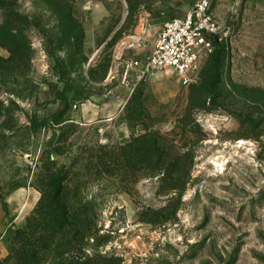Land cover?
Wrapping results in <instances>:
<instances>
[{
	"label": "rangeland",
	"instance_id": "1",
	"mask_svg": "<svg viewBox=\"0 0 264 264\" xmlns=\"http://www.w3.org/2000/svg\"><path fill=\"white\" fill-rule=\"evenodd\" d=\"M263 2L185 82L135 62L194 0H0V264H264Z\"/></svg>",
	"mask_w": 264,
	"mask_h": 264
},
{
	"label": "built area",
	"instance_id": "2",
	"mask_svg": "<svg viewBox=\"0 0 264 264\" xmlns=\"http://www.w3.org/2000/svg\"><path fill=\"white\" fill-rule=\"evenodd\" d=\"M213 0H194L183 16L164 22L146 60L136 61L142 77L148 72L174 74L188 82L201 58L222 38Z\"/></svg>",
	"mask_w": 264,
	"mask_h": 264
},
{
	"label": "trees",
	"instance_id": "3",
	"mask_svg": "<svg viewBox=\"0 0 264 264\" xmlns=\"http://www.w3.org/2000/svg\"><path fill=\"white\" fill-rule=\"evenodd\" d=\"M23 49H24V51L21 50L20 52H16L15 51L16 49H14L13 47H8V50L10 51V57L7 59V62L8 63H13V64H17V62H18L19 64H23V65L29 64L30 60L32 58L31 47L28 44ZM152 143H153L156 151L158 152V154L165 153L164 152L165 149L162 148V150H161V145H160V142L158 141V137H154L152 139ZM157 163H158L156 165L157 171L165 172V169L163 167H159L160 165L162 166V163L161 162H157ZM66 187H67V185H64V183H62V185L56 190V192L54 193V202L58 203V202H60L62 200L61 197H63L62 194H63L64 190L66 189ZM45 200H46V191L43 190L42 197H41V200H40L41 204L43 202H45ZM47 237L48 238L46 239V241L53 242V241H51V239L54 236L48 234ZM38 248H39V246L34 247L33 248L34 249L33 252L37 254L38 253Z\"/></svg>",
	"mask_w": 264,
	"mask_h": 264
},
{
	"label": "water",
	"instance_id": "4",
	"mask_svg": "<svg viewBox=\"0 0 264 264\" xmlns=\"http://www.w3.org/2000/svg\"><path fill=\"white\" fill-rule=\"evenodd\" d=\"M93 60V59H92ZM58 138V131L57 129H53L51 137L48 139L46 146L47 148H52Z\"/></svg>",
	"mask_w": 264,
	"mask_h": 264
},
{
	"label": "crops",
	"instance_id": "5",
	"mask_svg": "<svg viewBox=\"0 0 264 264\" xmlns=\"http://www.w3.org/2000/svg\"><path fill=\"white\" fill-rule=\"evenodd\" d=\"M261 1H263V0H261ZM263 5H261V7H263L264 8V2L262 3ZM185 14V13H184ZM183 14V15H184ZM182 15V16H183ZM171 19V18H170ZM167 21V20H166ZM164 24V22L162 23V25ZM162 27V26H161ZM160 30V29H159ZM119 134H120V136H122L123 138H125L126 137V129L124 128V127H122L121 128V130H120V132H119Z\"/></svg>",
	"mask_w": 264,
	"mask_h": 264
}]
</instances>
